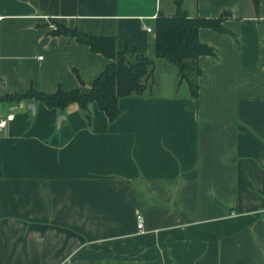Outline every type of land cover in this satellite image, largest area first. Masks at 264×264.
I'll list each match as a JSON object with an SVG mask.
<instances>
[{
    "label": "crops",
    "instance_id": "0c3cea01",
    "mask_svg": "<svg viewBox=\"0 0 264 264\" xmlns=\"http://www.w3.org/2000/svg\"><path fill=\"white\" fill-rule=\"evenodd\" d=\"M181 9L225 30H198L214 54L198 58L196 99L154 55L174 0H0V117L13 113L0 130V264H264V21L251 0ZM50 24L155 58L153 85L120 97L112 122L95 103L88 124L76 103L6 100L87 91L110 61Z\"/></svg>",
    "mask_w": 264,
    "mask_h": 264
},
{
    "label": "trees",
    "instance_id": "16d2710c",
    "mask_svg": "<svg viewBox=\"0 0 264 264\" xmlns=\"http://www.w3.org/2000/svg\"><path fill=\"white\" fill-rule=\"evenodd\" d=\"M256 14L264 21V0H251ZM176 13L172 16L160 15L155 19L153 49L155 58L164 59L177 67L179 81L188 83L190 95L197 98V78L201 74L198 58L213 55L214 49L202 43L198 30L208 27L218 32L225 31L221 26L222 17L206 18L188 16L181 9V0H174ZM152 29V28H151ZM74 38L85 44L91 52L100 53L110 61L92 80L87 91L77 87L63 90L60 87L53 93L42 92L30 87L25 93L5 96L6 100H34L48 108L63 111L69 104H78L87 123L91 124L90 105L95 103L105 113L109 122L120 114L118 99L125 96L142 95L153 85L155 58L147 54L116 49L113 36H93L76 29L58 25L53 31ZM264 43V42H263ZM264 67V58L261 60Z\"/></svg>",
    "mask_w": 264,
    "mask_h": 264
},
{
    "label": "built area",
    "instance_id": "2783aa9c",
    "mask_svg": "<svg viewBox=\"0 0 264 264\" xmlns=\"http://www.w3.org/2000/svg\"><path fill=\"white\" fill-rule=\"evenodd\" d=\"M50 27L53 29H56V26L54 24H50ZM146 30L148 32H151L152 29L151 27H146ZM38 59H42V56H39ZM13 118V113L7 114L5 117H0V130L4 128L7 124V121L12 120ZM136 222H137V228L139 230H142L143 228V216L141 214H136Z\"/></svg>",
    "mask_w": 264,
    "mask_h": 264
},
{
    "label": "water",
    "instance_id": "95a60500",
    "mask_svg": "<svg viewBox=\"0 0 264 264\" xmlns=\"http://www.w3.org/2000/svg\"><path fill=\"white\" fill-rule=\"evenodd\" d=\"M228 12L224 11L223 14L226 15ZM35 105L32 103L28 104V109L31 111L32 115L35 113ZM64 121V116H59L58 121H57V126L59 127L60 124Z\"/></svg>",
    "mask_w": 264,
    "mask_h": 264
},
{
    "label": "rangeland",
    "instance_id": "374dc122",
    "mask_svg": "<svg viewBox=\"0 0 264 264\" xmlns=\"http://www.w3.org/2000/svg\"><path fill=\"white\" fill-rule=\"evenodd\" d=\"M185 1H186V0H185ZM188 1H189V2H192V0H188ZM162 61H164L165 63H168V62H167L166 60H164V59H163Z\"/></svg>",
    "mask_w": 264,
    "mask_h": 264
}]
</instances>
